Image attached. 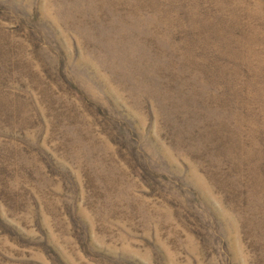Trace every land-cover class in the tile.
<instances>
[{
  "label": "rangeland",
  "instance_id": "374dc122",
  "mask_svg": "<svg viewBox=\"0 0 264 264\" xmlns=\"http://www.w3.org/2000/svg\"><path fill=\"white\" fill-rule=\"evenodd\" d=\"M0 264H264V0H0Z\"/></svg>",
  "mask_w": 264,
  "mask_h": 264
}]
</instances>
